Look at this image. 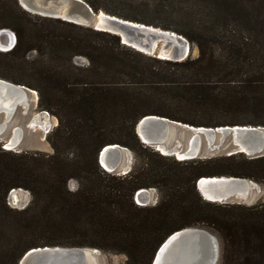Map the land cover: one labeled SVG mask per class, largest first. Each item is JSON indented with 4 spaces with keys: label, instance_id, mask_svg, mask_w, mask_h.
<instances>
[{
    "label": "trees",
    "instance_id": "16d2710c",
    "mask_svg": "<svg viewBox=\"0 0 264 264\" xmlns=\"http://www.w3.org/2000/svg\"><path fill=\"white\" fill-rule=\"evenodd\" d=\"M94 12L173 31L197 56L171 62L146 56L110 33L31 16L0 0V30L16 43L0 51V79L38 94L54 116L51 154L0 147V264L37 247L91 248L150 264L172 233L205 228L219 241L217 264H264V200L251 206L203 200L201 177L264 185V157L244 154L178 161L143 145L136 123L156 115L194 127H264V0H83ZM86 65H76L75 58ZM11 71L13 74H5ZM133 152L136 165L112 175L97 162L106 145ZM72 155L69 157V155ZM75 190H69V181ZM155 188V206L134 203ZM31 200L11 208V190Z\"/></svg>",
    "mask_w": 264,
    "mask_h": 264
},
{
    "label": "water",
    "instance_id": "95a60500",
    "mask_svg": "<svg viewBox=\"0 0 264 264\" xmlns=\"http://www.w3.org/2000/svg\"><path fill=\"white\" fill-rule=\"evenodd\" d=\"M17 3L30 15L61 20L113 34L119 37L122 45L161 60L180 62L185 60L190 52V43L173 31L125 20L103 11L94 12L83 0H17ZM3 33H8L11 40L5 42L1 37ZM15 43L16 37L13 32L7 29L0 30V51H10ZM33 92L25 86L0 79V115L2 116L0 136L18 107L22 106L24 111L27 110V97ZM6 96H9L12 104L10 110L5 113L2 104L6 101ZM174 127H180V130L188 136L184 150L179 149V142L171 148L163 145L165 138ZM134 131L143 145L164 148L166 154L163 155H173L172 150L185 151L189 154L188 158H177L179 161L201 157L207 159L205 154L217 150L225 152L226 156L244 154L249 159L264 157V127L261 126L194 127L165 117L146 115L136 123ZM21 136L22 130L16 127L11 138L14 143L12 148L19 145ZM9 143L8 140L5 144ZM202 144L205 145L204 152L201 150ZM125 152H129V155ZM131 158V151L128 148L113 144L106 145L99 151L97 162L108 173L117 172L118 175H126L130 171V167L127 168L126 165ZM122 160H126V164L120 167ZM203 178H208L210 181L200 185L199 182ZM214 178L218 181L211 180ZM251 183L254 182L241 178L213 176L199 178L195 187L207 202L240 204L247 199L249 191L253 189ZM202 190L208 193L210 199L204 197ZM140 193V190L135 193L137 204V199L145 201ZM99 254V250L91 248L44 246L26 251L17 264H90ZM218 260L219 243L215 235L206 229L185 228L172 233L160 244L150 264H217Z\"/></svg>",
    "mask_w": 264,
    "mask_h": 264
},
{
    "label": "rangeland",
    "instance_id": "374dc122",
    "mask_svg": "<svg viewBox=\"0 0 264 264\" xmlns=\"http://www.w3.org/2000/svg\"><path fill=\"white\" fill-rule=\"evenodd\" d=\"M31 16H34V15H31ZM146 56H148V55H146ZM188 56L196 57L197 56V50L195 48H193L191 50V48H190V52H189ZM149 57H153V56H149ZM153 58H156V57H153ZM0 61L5 63L7 60H5V58H3V57H0ZM74 62L78 66L86 65V61L84 58L77 57V58H75ZM2 72L5 74H9V75L13 74L11 71H8V70H6V71L2 70ZM32 91H34V90H32ZM27 101H28V103H27L28 108L26 111L23 110L22 106L18 107L14 111V113H13L10 121L8 122L5 130L3 131V133L0 136V147L6 151H10L13 153H18V152L23 151V152H27L29 154H31V153L51 154L52 148L48 142V136L51 134L52 130L56 126L57 121L54 118V116H52L48 112L38 108V94H37V92L34 91L33 93H29L28 97H27ZM45 112H46V115L48 116L46 118L47 120L44 119L43 116H40V114L43 115V113H45ZM37 116H39L41 123L46 122V125H47L46 129H43L42 126L38 122L32 123V120L36 119ZM1 118H2V116L0 115V120H1ZM235 126H242V125L238 124ZM16 127L20 128L22 130V136L20 138L19 145L16 148L11 149V147L7 146L5 143L8 140L10 142V139L13 137V131ZM220 127H222V126H220ZM187 139H188V136L180 130V127H174V129H172L169 132V134L167 135V137L165 138L163 145L167 148H171V147L175 146V144L177 142H179L180 143L179 149L184 150L186 147ZM149 148L153 152H156L160 155H163L162 152L158 151L156 147L152 146ZM201 150H202V152L205 151V145L204 144H202ZM205 155H206L207 159H210V158H216V157H224V156H226V153L221 151V150H217L213 153L205 154ZM71 156L72 155L70 154L69 157H71ZM131 156H132V158L127 163L128 167H130V170L139 161V160H136L132 151H131ZM163 156L172 157L175 160H178L177 159L178 157H176L174 155H163ZM194 160H196V159H194ZM197 160H205V159L203 157H201L200 159H197ZM125 164H126V160H122L120 167H123ZM110 174L118 176L117 172L110 173ZM254 183L257 186L252 187L253 189H251L249 191L247 199L244 201H241V203H240L241 205L251 206V205L257 204L260 201L264 200V185L256 183V182H254ZM67 187L69 190L73 191L76 189L77 183L75 181L71 180L68 182ZM13 191H14V193H12ZM145 191H147V193H148L147 200L143 201V200L137 199L138 204H139L138 205L136 203L135 195H134V199H133L134 203L138 206H141V207L155 206L160 199V193L155 188L145 189ZM200 197H201V195H200ZM30 200H31L30 194L23 189L11 190L9 192L7 198H6L7 204L11 208H15V209H23L24 207H26L29 204ZM216 204H219V203H216ZM228 204H238V203L237 202H235V203L230 202ZM202 229H205V228H202ZM212 234L215 235L214 233H212ZM218 243H219V241H218ZM124 263H125V256L124 255L104 254V253L100 252V254L95 256L94 261H92L90 264H124Z\"/></svg>",
    "mask_w": 264,
    "mask_h": 264
},
{
    "label": "bare ground",
    "instance_id": "6f19581e",
    "mask_svg": "<svg viewBox=\"0 0 264 264\" xmlns=\"http://www.w3.org/2000/svg\"><path fill=\"white\" fill-rule=\"evenodd\" d=\"M2 39L5 41V42H8L9 40H11V36H9L8 35V33H3L2 34ZM3 94V93H2ZM4 95V94H3ZM11 101L9 100V96H6V101L2 104V110H4L5 111V113L7 112V111H9L10 110V108H11ZM1 108V107H0ZM40 116H43L44 117V119H46L48 116L46 115V114H44L43 113V115L42 114H40ZM47 120V119H46ZM36 122H38L41 126H42V128L43 129H46V122H44V123H41L40 122V119H39V116H37V118L36 119H33L32 120V123H36ZM217 133H219V131L217 132ZM14 143L12 142V140L10 139V143L9 144H6L7 146L9 145L11 148L13 147L12 145H13ZM159 151H161L162 152V154H166V150L164 149V148H161V147H158L157 148ZM173 151V155L174 156H177L179 159H182V158H188L189 156V154H187L185 151H181V152H179L178 150H172ZM127 155H129V152H125ZM102 164L107 168V166L102 162ZM126 167L128 168V165H126ZM217 178H214V179H211V180H214V181H218V180H216ZM208 181H210V179H208V178H203V179H201V181L199 182V184L200 185H202V184H205L206 182H208ZM250 186L251 187H253V186H257L255 183H251L250 184ZM203 191V194H204V197L205 198H207V199H210L208 196V193L207 192H205L204 190H202ZM239 191H241V190H239ZM140 195L145 199V200H147V198H148V193H147V191H145V189H143V190H140ZM12 193H14V192H12ZM239 195H242V193H239ZM198 229H201V228H198Z\"/></svg>",
    "mask_w": 264,
    "mask_h": 264
}]
</instances>
